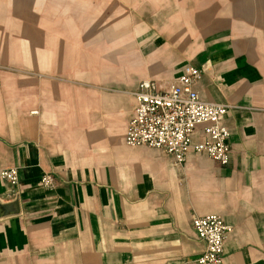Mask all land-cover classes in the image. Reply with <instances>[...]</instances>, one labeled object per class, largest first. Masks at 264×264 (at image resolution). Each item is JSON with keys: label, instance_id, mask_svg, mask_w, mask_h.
I'll return each mask as SVG.
<instances>
[{"label": "crops", "instance_id": "1", "mask_svg": "<svg viewBox=\"0 0 264 264\" xmlns=\"http://www.w3.org/2000/svg\"><path fill=\"white\" fill-rule=\"evenodd\" d=\"M187 66L201 101L231 107L227 166L125 145L139 84ZM10 168L0 264H196L191 219L208 215L232 228L221 264H264V0H0Z\"/></svg>", "mask_w": 264, "mask_h": 264}, {"label": "built area", "instance_id": "2", "mask_svg": "<svg viewBox=\"0 0 264 264\" xmlns=\"http://www.w3.org/2000/svg\"><path fill=\"white\" fill-rule=\"evenodd\" d=\"M200 70L187 66L182 74L166 90H160L153 82L139 84L134 94L136 106L127 124L124 142L128 147H146L173 158L182 165L190 153L202 154L220 166H227L230 159V131L222 124L231 107L205 103L195 91L201 79ZM202 127L205 139L194 143L192 137ZM2 180L12 188L19 183L18 170L0 172ZM40 186L45 192L56 188L51 174H43ZM191 226L198 241L204 245L196 264H221L224 244L232 230L216 215L193 216Z\"/></svg>", "mask_w": 264, "mask_h": 264}]
</instances>
